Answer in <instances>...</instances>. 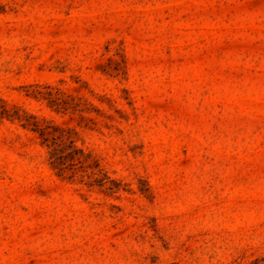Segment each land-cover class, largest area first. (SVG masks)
Masks as SVG:
<instances>
[{
    "label": "rangeland",
    "instance_id": "obj_1",
    "mask_svg": "<svg viewBox=\"0 0 264 264\" xmlns=\"http://www.w3.org/2000/svg\"><path fill=\"white\" fill-rule=\"evenodd\" d=\"M0 98V264H264V0H0Z\"/></svg>",
    "mask_w": 264,
    "mask_h": 264
},
{
    "label": "trees",
    "instance_id": "obj_2",
    "mask_svg": "<svg viewBox=\"0 0 264 264\" xmlns=\"http://www.w3.org/2000/svg\"><path fill=\"white\" fill-rule=\"evenodd\" d=\"M49 106L55 111L64 112L67 108L65 106H59L57 100H47ZM6 102L0 98V120L6 117L10 120L12 116L7 112ZM82 111V109H79ZM25 116L31 117L32 122H24L19 119L21 125L29 127L31 130L38 132L41 137V143L46 145L49 149L50 164L55 169L57 175H61L68 166L78 165L89 176V167L92 174H98L101 172V168L95 164L89 165V150H85L83 147L76 145L77 131L74 127L63 126L55 123L52 119L41 117L38 119L33 114H29L25 111ZM94 162H96L94 160ZM93 167H97V171L93 170ZM95 183L99 186H103L110 192L117 190L116 181L110 178L106 172H102L101 176L94 178ZM89 185V181L86 182ZM91 184V183H90Z\"/></svg>",
    "mask_w": 264,
    "mask_h": 264
}]
</instances>
